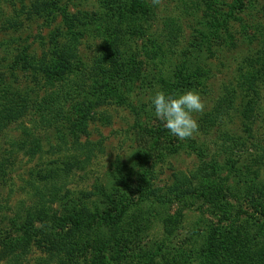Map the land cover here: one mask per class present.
Returning <instances> with one entry per match:
<instances>
[{"label": "rangeland", "instance_id": "1", "mask_svg": "<svg viewBox=\"0 0 264 264\" xmlns=\"http://www.w3.org/2000/svg\"><path fill=\"white\" fill-rule=\"evenodd\" d=\"M24 1L26 8L22 7L21 0H0V80L4 78L2 82L40 91L42 77L25 71L19 59L25 55L29 59H39L49 51L52 35L63 30L62 18L58 17L54 22L40 16L30 18L28 7L38 0ZM59 1L74 14L87 13L90 22L98 20V15L103 13L102 0ZM121 1L129 3L132 0ZM133 1L143 4L145 9L131 35V46L123 62L128 78L121 83V90L134 110L114 101L102 105L90 120L85 121L86 134L80 135L82 145L89 143L87 148H75L70 130L64 131L66 143L51 130L46 134L41 131L43 149L34 157L17 153L13 147V143L24 138L21 130L16 125L7 130V136L0 141V163L9 159L0 166L6 172L0 171V231L6 235L10 219L17 214L24 215L23 208L39 203L34 196V186L47 192L46 178L57 175L62 177L58 182L62 187L61 195L54 204L44 206L50 215H60L66 209L85 213L109 197L117 201H133V214L124 225L127 241L120 248L119 256H115L118 263L149 264V260L157 261L155 248L165 241L167 246L164 245L166 247L161 253L162 261L173 255L176 263L192 260V263L199 264L205 258L208 264H220L218 260L211 262L208 258L212 246L210 241L220 240L242 225L253 226L251 229L254 230L258 220L262 219L263 205L258 206L261 199L256 194V197L247 194V188L251 186L249 178L256 179L259 186L264 185V166L252 167L249 173L242 166L252 159L253 149H249L248 156L245 153L238 154L243 155L242 158L235 155L238 162L242 160L235 168L230 166L223 153L218 156L222 177L228 178L239 199L238 205L247 213L232 224L220 223L202 198L195 201V206L185 208L141 197L140 193L147 185L165 190L172 185L175 174H189L199 164L196 154L187 147V139L179 140L171 135L155 117L150 98L157 91L170 95L163 80L174 83L180 69L187 67L188 72L200 68L205 75L202 85L198 86L196 80L176 91V95L196 92L204 103V111L194 113L198 130L188 141L194 139L205 143L208 151L214 154L215 146L223 142L220 137L224 134L232 138H249V148L254 141L262 140L264 106L260 117H255L251 136L244 133L242 121L237 117L221 129L222 135L213 130L203 132L200 118L211 110L224 88L235 83L236 73L244 61L264 48V0ZM211 1L215 2L213 10H207L206 5ZM224 19L228 22L216 27V23ZM170 22H173L172 26ZM89 27L96 32L94 26ZM172 29L179 34L178 46L165 40V35L172 33ZM94 45L90 37L82 43L81 53L88 57L87 60L95 53ZM262 92L264 100V88ZM241 99L236 97L235 110L242 103ZM69 163L71 166H67ZM45 195L49 198L48 193ZM231 202L236 204L235 199ZM110 232L111 228H103L98 235L106 236ZM82 245L80 252L68 257V263L96 264L98 253L91 249L92 244L87 241ZM3 251L0 246V264H6ZM46 257H49L48 253L41 243L36 242L22 264H43ZM98 258L101 264H112L109 254ZM244 264H264V250Z\"/></svg>", "mask_w": 264, "mask_h": 264}, {"label": "trees", "instance_id": "2", "mask_svg": "<svg viewBox=\"0 0 264 264\" xmlns=\"http://www.w3.org/2000/svg\"><path fill=\"white\" fill-rule=\"evenodd\" d=\"M214 3H208L206 9L213 10ZM21 5L24 8L27 6L24 0H21ZM143 8L145 9L143 4L133 0L129 3H123L121 0H102L103 13L98 15V20L90 22L87 13L74 14L61 6L59 0H38L31 3L28 7L30 18L40 16L54 22L61 17L63 30L52 35V46L41 58L29 59L25 55V58L22 59L21 56L19 59L23 62L25 71L31 72L35 77L38 74L42 77V93L32 87L23 89L13 86L12 83L2 82L4 78H1L0 141L7 136L6 131L16 125L24 137L13 143L17 153L34 157L42 152L40 133L43 131L46 134L50 130L63 143H66L64 131L70 130L75 148H87L89 143L82 145L80 135L86 134L85 121L90 120L102 105L114 101L119 106L134 110L129 98L121 90V83L128 78L123 70V62L131 46V35L140 22L139 16L144 13ZM227 22L228 20L224 19L221 23H216V27H221ZM172 24L173 22H170V26ZM89 26H94L96 32ZM171 31L172 33L165 35V40L178 46L179 34L174 33L173 29ZM86 37H90L95 44V53L89 60L81 53V46ZM187 69L186 67L178 71L174 83L163 80L170 95H176V91L190 86L196 80L198 86L203 84L205 75L200 68L188 72ZM236 75L235 83L226 86L211 110L200 118L203 132L213 130L221 134V129L237 117L242 121L244 133L251 136L254 120L260 117L264 106V48L247 58ZM236 97H241L242 103L235 110ZM220 139L223 142L215 146L214 154L208 151L205 143L187 139V147L199 159L196 169L189 174H175L172 185L165 190L147 185L140 196L166 204L175 203L185 208L195 206V201L202 198L209 205L212 214L219 218L220 223L232 224L240 220L247 213L238 205L239 199L231 189L228 178L222 177L218 156L223 153L230 166L235 168L236 164L242 161L238 162L235 155L245 153L248 156L249 149H253L254 154H250L252 159L242 165L249 173L252 167L264 166L261 164L264 163V138L254 141L250 148L247 145L249 138H232L224 134ZM252 139L255 140L253 136ZM8 161L7 158L4 162ZM4 162L0 163V166H3ZM0 171L6 174L4 168L0 167ZM46 179L47 192H42L39 187L34 186V196L39 203H33L28 209L23 208L24 215L17 214L10 219L6 235L0 231V246L4 250L2 255L6 264H22L36 242L41 243V247L49 256L42 260L43 264H50L52 261L56 264H69L68 257L80 252L84 246L83 242L87 241L92 244L91 249L98 253L96 264L102 263L98 257L102 258L107 254L112 258V264H121L115 256H119L120 248L127 241L128 235L124 225L133 214V201H117L118 199L109 197L106 202H100V206L86 210L85 213L66 209L60 215H50L44 206H50L58 200L62 189L58 182L62 181V177L51 175ZM248 180L251 186L248 185L247 194L255 197L257 195L261 199L258 206L263 205L262 219L258 220L254 230L251 229L253 226L242 225L220 240L210 241L212 246L208 258L211 262L218 260L220 264H244L264 250V185L259 186L254 178ZM46 193L49 198H45ZM233 199L236 204L231 202ZM46 201L47 204H43ZM171 221L170 219L169 222ZM103 228H111V232L106 236L98 235ZM164 245L165 241H162L156 246L157 261L149 260V264H194L192 260L176 263L173 255L162 261L161 253L167 246ZM208 263L205 258L199 262Z\"/></svg>", "mask_w": 264, "mask_h": 264}, {"label": "clouds", "instance_id": "3", "mask_svg": "<svg viewBox=\"0 0 264 264\" xmlns=\"http://www.w3.org/2000/svg\"><path fill=\"white\" fill-rule=\"evenodd\" d=\"M150 99L155 117L171 135L185 140L198 130L194 113L204 111V103L198 93L187 91L179 95H168L157 91Z\"/></svg>", "mask_w": 264, "mask_h": 264}]
</instances>
